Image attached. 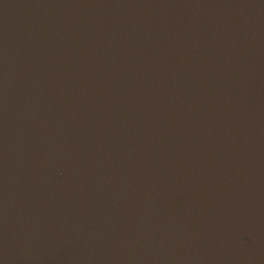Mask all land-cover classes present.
<instances>
[{
  "label": "water",
  "instance_id": "obj_1",
  "mask_svg": "<svg viewBox=\"0 0 264 264\" xmlns=\"http://www.w3.org/2000/svg\"><path fill=\"white\" fill-rule=\"evenodd\" d=\"M0 264H264V0H0Z\"/></svg>",
  "mask_w": 264,
  "mask_h": 264
}]
</instances>
